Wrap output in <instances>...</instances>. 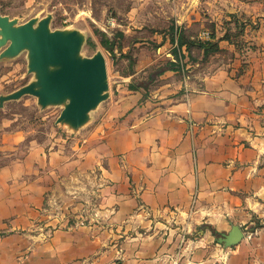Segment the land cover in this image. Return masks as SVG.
I'll return each instance as SVG.
<instances>
[{"label": "crops", "instance_id": "crops-1", "mask_svg": "<svg viewBox=\"0 0 264 264\" xmlns=\"http://www.w3.org/2000/svg\"><path fill=\"white\" fill-rule=\"evenodd\" d=\"M180 5L174 28L210 41L189 31L212 24L220 52L113 103L122 119L100 139L98 226L55 227L44 201L53 168L24 180L21 160L0 165V264H264V226L245 234L264 222V0ZM230 223L242 241L214 245Z\"/></svg>", "mask_w": 264, "mask_h": 264}, {"label": "rangeland", "instance_id": "rangeland-1", "mask_svg": "<svg viewBox=\"0 0 264 264\" xmlns=\"http://www.w3.org/2000/svg\"><path fill=\"white\" fill-rule=\"evenodd\" d=\"M180 1L0 0V15L13 20L16 26L30 19L40 21L50 16L51 31L76 30L83 36L80 57L90 58L100 51L106 62V98L88 113L86 122L78 128L57 123L64 104L42 107L32 95L6 101L0 108V165L21 160L24 180L38 173L46 175L50 168L57 171L50 176L52 188L44 198V201L48 198L45 207L56 220V228L62 224L61 218L65 220L67 230L98 226V154L104 153L100 139L110 129L106 127L109 118L122 119L121 109L114 108L113 103L122 92L134 87L148 96L150 90L160 85L157 72L168 61L174 60L171 52L175 46L170 43L169 34L170 28L175 26ZM203 13L202 9L200 15ZM209 25L208 22L199 25L197 33L209 31ZM166 39L168 42L158 49ZM104 40L112 45V52L103 47L101 42ZM191 51L192 59L187 65L199 64V68L205 64V59L200 60L201 52ZM167 52L170 55L165 58ZM28 63L27 50L15 57L0 58V96L36 82L35 74L28 71ZM32 151L33 156L30 155ZM36 166L40 172L32 174ZM252 222L253 225L245 231L249 239L264 226V222L256 217ZM205 229L202 226L183 238H200ZM216 237L212 236L213 239ZM255 260V257L249 258L252 264H257Z\"/></svg>", "mask_w": 264, "mask_h": 264}, {"label": "water", "instance_id": "water-1", "mask_svg": "<svg viewBox=\"0 0 264 264\" xmlns=\"http://www.w3.org/2000/svg\"><path fill=\"white\" fill-rule=\"evenodd\" d=\"M50 20L47 16L16 26L13 20L0 15V50L4 48L0 58L15 57L27 50L28 71L36 77L35 83L0 96V108L6 101L32 95L42 107L64 104L57 123L78 128L86 122L88 113L106 98L105 58L100 51L90 58L80 57L83 36L76 30L51 31ZM243 238L241 227L230 223V230L219 233L214 241L232 248Z\"/></svg>", "mask_w": 264, "mask_h": 264}, {"label": "trees", "instance_id": "trees-1", "mask_svg": "<svg viewBox=\"0 0 264 264\" xmlns=\"http://www.w3.org/2000/svg\"><path fill=\"white\" fill-rule=\"evenodd\" d=\"M199 25H197L198 27ZM194 27L191 29V33H194L195 35L197 34L196 28ZM209 31H210V41H201L198 40L197 38L194 39H189L187 37V32L180 30L179 28H170V37L169 41L172 45L175 47L173 48V51L171 52L174 60L173 61H168L166 63V66L162 69H160L157 72V75L163 74L165 71H181L187 64V62L191 61L192 59V49H195L197 51L202 52V58L201 60L205 59L207 61L208 57L215 54L219 53L220 49L218 47L217 42L213 41L215 38L214 32H213V25H209ZM188 32V33H189ZM103 47L108 51L112 52V45L108 43V41L104 40L101 42ZM185 48V51L187 52V57L188 61H184L185 59V54L182 52V48ZM194 60H192L193 62ZM137 87L133 88V90H136Z\"/></svg>", "mask_w": 264, "mask_h": 264}, {"label": "built area", "instance_id": "built-area-1", "mask_svg": "<svg viewBox=\"0 0 264 264\" xmlns=\"http://www.w3.org/2000/svg\"><path fill=\"white\" fill-rule=\"evenodd\" d=\"M202 36L205 37L206 39L208 38V33L205 32V33H202Z\"/></svg>", "mask_w": 264, "mask_h": 264}]
</instances>
